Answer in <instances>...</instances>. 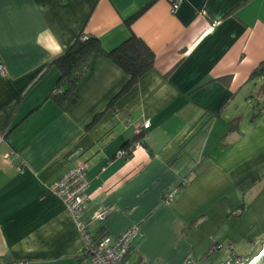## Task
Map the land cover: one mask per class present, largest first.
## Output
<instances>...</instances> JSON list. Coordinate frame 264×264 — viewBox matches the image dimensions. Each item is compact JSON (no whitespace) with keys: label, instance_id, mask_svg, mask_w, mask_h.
I'll list each match as a JSON object with an SVG mask.
<instances>
[{"label":"crops","instance_id":"crops-1","mask_svg":"<svg viewBox=\"0 0 264 264\" xmlns=\"http://www.w3.org/2000/svg\"><path fill=\"white\" fill-rule=\"evenodd\" d=\"M152 1L0 0V264H86L77 221L51 189L83 162L90 201L79 221L113 237L137 225L127 264H184L191 255L217 264L241 254L245 237L264 238L258 221L246 227L229 214L255 166L246 170L224 134L264 63V0H182L176 13L175 0H155L131 28L156 53L136 86L109 107L128 77L94 54L73 107L50 97L60 76L52 63L83 30L111 50L131 33L125 18ZM146 121L148 146L119 154ZM191 170L173 201H162Z\"/></svg>","mask_w":264,"mask_h":264},{"label":"trees","instance_id":"trees-1","mask_svg":"<svg viewBox=\"0 0 264 264\" xmlns=\"http://www.w3.org/2000/svg\"><path fill=\"white\" fill-rule=\"evenodd\" d=\"M154 1L155 0L150 2L132 16L125 18V24L130 30L136 19H138ZM202 12L207 15L205 11L202 10ZM94 54H102L110 58L115 64L123 69L128 77V80L121 91L109 102V107L114 106L122 96L138 84L143 76L153 70L156 61V53L154 50L133 30H131L130 35L124 41L111 50L104 48L100 38L87 34L83 30L77 40L52 63L58 67L60 76L56 87L50 94V97H52L64 110H69L78 102V84L83 75L88 71ZM260 74H264V63L252 72L251 78H256ZM99 117L100 114H98L89 125L94 124ZM138 143L148 146L145 141L144 133L135 134L131 140H128L123 144L121 150H127V156L130 157L135 145ZM193 178V170H191L182 183L176 188L175 197L183 186ZM165 194L166 192L162 195V201L167 199ZM234 211L235 210L233 209L230 210L229 214L232 215ZM262 241H264V238ZM260 248L261 247H258L256 252L259 251ZM256 252L252 251L250 255H255Z\"/></svg>","mask_w":264,"mask_h":264},{"label":"built area","instance_id":"built-area-1","mask_svg":"<svg viewBox=\"0 0 264 264\" xmlns=\"http://www.w3.org/2000/svg\"><path fill=\"white\" fill-rule=\"evenodd\" d=\"M182 0H175L172 5V12L176 13L180 7ZM0 74L6 75V69L4 64H0ZM151 126L150 121H146L142 126L135 130V134H141ZM119 154L127 156V150H120ZM6 160L13 163L15 157L11 154L6 155ZM88 167L85 162L78 164L70 171L62 175L51 186L54 194L59 197L67 206L70 213L77 221L78 228L84 237V254L83 259L86 264H127V257L130 254L133 242L140 234V229L137 225L129 226L119 236L113 237L108 234L96 235L92 233L87 223L79 221L80 215L86 209L90 201V181L88 178ZM176 189L169 190L165 196L166 203H171L175 198ZM111 208L104 210L96 215L95 219L101 221L104 220L110 213ZM234 213L232 214H236ZM254 244L255 249L261 247L255 255H240L237 253H231L227 255L223 260L217 264H254L260 255L264 252V241L256 239ZM207 257L189 256L184 264H208ZM8 264H25V262H9Z\"/></svg>","mask_w":264,"mask_h":264},{"label":"rangeland","instance_id":"rangeland-1","mask_svg":"<svg viewBox=\"0 0 264 264\" xmlns=\"http://www.w3.org/2000/svg\"><path fill=\"white\" fill-rule=\"evenodd\" d=\"M252 94L247 95V99L234 107L232 113L226 120L227 142L233 143L232 151L239 150L241 158L244 157V166L250 171L255 166V171H251L249 183L243 191L240 206L235 208L236 214L231 216L237 219L244 218L246 227L248 222L258 221L264 227V74H260L252 80ZM252 95V96H249ZM236 133V134H233ZM240 139L237 142L236 138ZM245 216V217H244ZM264 235V228L262 236ZM249 236L242 239L239 245L236 244L237 251L241 254H249L253 246L249 244ZM258 240H261L258 238ZM235 246V247H236ZM246 249H245V248ZM244 248V249H243ZM256 250V249H255ZM250 255V254H249Z\"/></svg>","mask_w":264,"mask_h":264},{"label":"water","instance_id":"water-1","mask_svg":"<svg viewBox=\"0 0 264 264\" xmlns=\"http://www.w3.org/2000/svg\"><path fill=\"white\" fill-rule=\"evenodd\" d=\"M254 264H264V252L259 256L258 260Z\"/></svg>","mask_w":264,"mask_h":264}]
</instances>
